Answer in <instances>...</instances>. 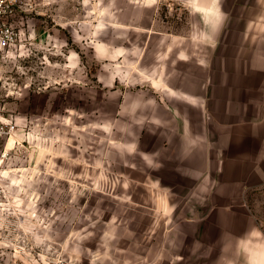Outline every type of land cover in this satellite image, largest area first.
<instances>
[{"label":"rangeland","instance_id":"obj_1","mask_svg":"<svg viewBox=\"0 0 264 264\" xmlns=\"http://www.w3.org/2000/svg\"><path fill=\"white\" fill-rule=\"evenodd\" d=\"M30 4L22 57L0 69V115L16 123L13 145L0 140V264H215L221 245L200 240L206 213L188 208L204 199L166 186L154 152L163 123L144 116L177 107L163 87L176 89L187 68L164 61L163 35L199 32L197 6ZM245 202L264 231V184Z\"/></svg>","mask_w":264,"mask_h":264},{"label":"crops","instance_id":"obj_2","mask_svg":"<svg viewBox=\"0 0 264 264\" xmlns=\"http://www.w3.org/2000/svg\"><path fill=\"white\" fill-rule=\"evenodd\" d=\"M221 4L227 18L211 42L198 41L200 30L163 35L164 61H180L187 70L176 89L163 87V98H174L177 107L159 104L144 114L149 125L163 123L154 152L160 155L166 186L175 188L178 182L193 192L189 196L196 203L199 196L204 199V207L188 208L206 213L200 236L206 245L232 242L255 226L245 195L264 184V0ZM197 10L207 15L205 8ZM199 43L204 60L197 55Z\"/></svg>","mask_w":264,"mask_h":264},{"label":"clouds","instance_id":"obj_3","mask_svg":"<svg viewBox=\"0 0 264 264\" xmlns=\"http://www.w3.org/2000/svg\"><path fill=\"white\" fill-rule=\"evenodd\" d=\"M181 4L188 7L195 4L203 7L207 15H201L200 42L209 43L226 21L221 0H180ZM232 248L226 251L227 244H222L215 264H264V231L253 227L240 236L233 238Z\"/></svg>","mask_w":264,"mask_h":264},{"label":"built area","instance_id":"obj_4","mask_svg":"<svg viewBox=\"0 0 264 264\" xmlns=\"http://www.w3.org/2000/svg\"><path fill=\"white\" fill-rule=\"evenodd\" d=\"M30 3L31 0H0V69L7 61L22 57L27 42L25 31L21 27L24 23L22 15L30 9ZM32 35L33 32L29 37ZM15 129L16 123L11 115H0V140L9 138Z\"/></svg>","mask_w":264,"mask_h":264},{"label":"bare ground","instance_id":"obj_5","mask_svg":"<svg viewBox=\"0 0 264 264\" xmlns=\"http://www.w3.org/2000/svg\"><path fill=\"white\" fill-rule=\"evenodd\" d=\"M13 143H14V137L10 136L6 143V149H9L13 145Z\"/></svg>","mask_w":264,"mask_h":264}]
</instances>
